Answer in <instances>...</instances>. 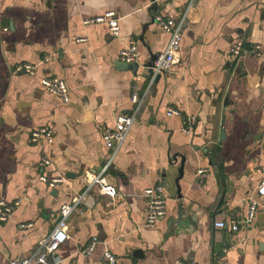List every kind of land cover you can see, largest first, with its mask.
Wrapping results in <instances>:
<instances>
[{"label": "crops", "instance_id": "obj_1", "mask_svg": "<svg viewBox=\"0 0 264 264\" xmlns=\"http://www.w3.org/2000/svg\"><path fill=\"white\" fill-rule=\"evenodd\" d=\"M109 10L119 19L117 38L105 25L83 24ZM156 15L184 25L178 64L149 86L144 66L169 41ZM235 41L259 45V55L233 61ZM130 44L139 55L135 72L116 65ZM25 63L36 66L34 76L12 74ZM42 77L62 80L68 102L43 91ZM168 109L194 118L189 134L181 118L165 115ZM132 112L105 174L117 196L96 189L86 195L67 220L58 264H105L106 250L118 264H264V198L249 225L230 229L264 179V0H0V200L17 203L0 221V264L35 252L59 208L85 191L84 176L98 173L110 156L102 131ZM40 127L51 130L50 145L29 141ZM44 153L51 164L42 169ZM181 157L177 197L172 181ZM200 169L207 170L201 178ZM42 172L63 181L50 189L39 181ZM159 184L166 216L147 227L142 192ZM179 214L186 225L174 234L170 223ZM220 221L225 228L215 227ZM93 237L94 252L81 255Z\"/></svg>", "mask_w": 264, "mask_h": 264}, {"label": "built area", "instance_id": "obj_2", "mask_svg": "<svg viewBox=\"0 0 264 264\" xmlns=\"http://www.w3.org/2000/svg\"><path fill=\"white\" fill-rule=\"evenodd\" d=\"M155 24L164 32L169 34V41L165 50L157 54V58L151 67L152 75L148 79L149 86L153 84L156 77L169 71L173 66L179 62V53L182 41V30L184 25V19L175 21L171 18H165L160 15L154 17ZM83 24L86 26L91 25H105L110 36L117 38L119 35V19L117 13L113 10L106 11L104 14L95 18L85 19ZM81 40H79L80 42ZM230 58L233 61H237L240 58L247 55H259V45H251L245 47L241 41H235L230 47ZM138 51L135 44H130L126 48L122 49L119 53L118 60L124 63H134L138 60ZM49 57H45L42 63L48 62ZM36 72V66L25 63L18 64L12 69V74H27L34 76ZM40 86L43 91L58 97L63 103L68 102V90L64 82L56 77H42L40 79ZM132 104L137 105L140 101L135 88H132L130 95ZM167 117H178L183 120L184 126L182 132L189 134L192 127L195 124L194 118H183L181 112L175 109H168L165 112ZM135 119V113L120 114L116 117L113 128H105L102 131V140L105 147L111 151L105 164L101 167L100 171L96 174H89L84 176L86 183L85 191L74 197L68 204H63L58 211V219L49 232V234L38 242L35 252L9 260L8 264H58V259L55 254L58 248L64 244L68 239L67 232V220L71 214L78 210V207L84 202L86 195L93 189H96L102 196L113 198L117 196L116 188L110 185L105 174L109 171L113 159L118 150L123 145L126 136L132 127ZM53 134L50 129L45 127L36 128L30 132L29 141L32 143H44L50 145L53 142ZM51 164L48 155L44 153L40 160L39 165L42 169L47 168ZM207 170L200 169L196 175L201 178L204 177ZM39 181L46 184L50 189L56 185L61 184L63 179L60 177H53L45 172H42L39 176ZM164 185H156L148 187L143 190L142 198L145 202V225L147 227L154 226L157 222L164 219L166 216L167 196L165 193ZM253 197L248 200L246 216L239 222L232 224L231 231H237L239 226H247L252 222L254 218L258 199L264 198V179L259 186L256 187L253 193ZM15 204H9L4 200H0V221L5 222L11 215ZM215 227L223 229L226 224L223 221L215 223ZM99 244L98 239L93 237L89 240V243L80 249V254L83 256H89L92 254ZM102 259L105 264H118L117 258L112 252L106 250L103 252ZM173 264H195L194 262H188L184 260H175Z\"/></svg>", "mask_w": 264, "mask_h": 264}, {"label": "water", "instance_id": "obj_3", "mask_svg": "<svg viewBox=\"0 0 264 264\" xmlns=\"http://www.w3.org/2000/svg\"><path fill=\"white\" fill-rule=\"evenodd\" d=\"M156 58H157V54L156 55H151L149 62L144 66V68H145V75L147 76L148 79L152 75L151 67L153 66V63L156 60ZM116 65L119 66V67H121L122 69H127V70H130L132 72H135L137 70V68H138V63L137 62L128 64V63H124V62L117 61L116 62ZM158 78H159V76L156 77L155 81L158 80ZM225 104H226V100H225L224 105ZM222 124H223V121H222ZM224 135H225L224 132L221 131L220 132V135H219V142H221L222 140H224ZM202 151L207 154V148L202 149ZM175 159L176 158L174 157L172 160L175 161ZM183 163H184V159L181 157L180 167L178 168L177 172H175V177L173 178V181H172V184L174 183V186H175V189H176L177 197H180L179 181L182 178V166H183ZM181 217H182V215L179 214L178 217H177V220H173L170 223V226L171 225H176V228L173 231L174 234H177L179 232H183V230H181V229H182V227L184 225H186L185 222H182L181 221Z\"/></svg>", "mask_w": 264, "mask_h": 264}]
</instances>
